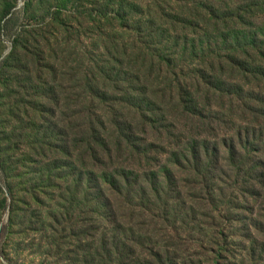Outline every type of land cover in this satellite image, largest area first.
<instances>
[{
	"label": "rangeland",
	"instance_id": "374dc122",
	"mask_svg": "<svg viewBox=\"0 0 264 264\" xmlns=\"http://www.w3.org/2000/svg\"><path fill=\"white\" fill-rule=\"evenodd\" d=\"M210 1L0 0V264H264V223L245 227L262 218L263 196L249 194L257 180L235 177L226 162L213 182L221 189L220 212L193 198L197 213L188 219L178 214L162 220L141 210L111 215L74 199L70 176L57 177L68 178L73 163L67 157L73 72L87 69L88 59L108 60L106 55L123 63L110 64L117 72L139 66L130 50L132 34L121 30L123 14L143 12L130 17L132 26L146 23L147 13L163 22L196 23ZM253 22L260 25L262 18ZM168 33L152 40L170 46L174 35ZM224 121L217 124L218 138L209 133L208 139L233 137L235 120ZM160 145L163 154L151 156L162 162L169 146ZM258 148L264 161V141ZM115 160H104L108 171L123 162ZM184 185L186 194L204 193L203 186ZM32 187L35 196L23 198ZM213 215L217 227L207 226L209 220L200 225Z\"/></svg>",
	"mask_w": 264,
	"mask_h": 264
},
{
	"label": "trees",
	"instance_id": "16d2710c",
	"mask_svg": "<svg viewBox=\"0 0 264 264\" xmlns=\"http://www.w3.org/2000/svg\"><path fill=\"white\" fill-rule=\"evenodd\" d=\"M135 10L119 22L132 34L130 50L139 66L117 72L110 64L123 63L106 55L108 60L88 59L87 69L72 74L67 157L73 163L68 178L57 177L70 176L74 199L111 215L141 210L162 220L178 214L188 219L197 213L195 199L220 212L216 191L221 189L213 182L226 162L235 177L257 180L249 194L263 196L264 212V190L258 189L264 188V161L258 156L264 141V0H211L196 23L174 17L163 22L147 13L146 23L132 26L130 17L144 16ZM259 17L261 24H254ZM160 31L174 35L170 46L154 43ZM225 119L235 120L233 137L208 139L209 133L218 138L217 124ZM164 143L169 147L159 162L151 154H163ZM117 158L123 162L108 171L104 160ZM128 162L136 163L135 169ZM185 182L203 186L204 193L186 194ZM13 191L15 205L19 197ZM24 192L23 198L34 197L37 188ZM261 217L245 227H260L264 213ZM215 221L213 215L200 225L215 228Z\"/></svg>",
	"mask_w": 264,
	"mask_h": 264
}]
</instances>
